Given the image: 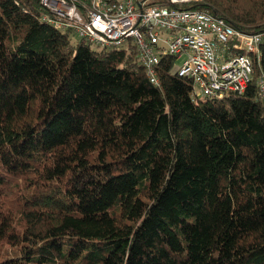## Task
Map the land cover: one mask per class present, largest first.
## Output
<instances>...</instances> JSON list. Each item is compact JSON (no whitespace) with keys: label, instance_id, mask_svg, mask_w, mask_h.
Listing matches in <instances>:
<instances>
[{"label":"trees","instance_id":"trees-1","mask_svg":"<svg viewBox=\"0 0 264 264\" xmlns=\"http://www.w3.org/2000/svg\"><path fill=\"white\" fill-rule=\"evenodd\" d=\"M188 8L264 30V0ZM45 15L0 0V264H264V44L243 93L201 99L173 57L155 86L131 42Z\"/></svg>","mask_w":264,"mask_h":264},{"label":"built area","instance_id":"built-area-1","mask_svg":"<svg viewBox=\"0 0 264 264\" xmlns=\"http://www.w3.org/2000/svg\"><path fill=\"white\" fill-rule=\"evenodd\" d=\"M197 0H40L50 14L43 16L60 30L74 33L97 49L136 48L139 65L157 85L156 69L164 57L175 71L192 81L194 96L222 99L241 94L259 63L264 30L248 34L209 11L188 8ZM264 96V74L257 78Z\"/></svg>","mask_w":264,"mask_h":264},{"label":"rangeland","instance_id":"rangeland-1","mask_svg":"<svg viewBox=\"0 0 264 264\" xmlns=\"http://www.w3.org/2000/svg\"><path fill=\"white\" fill-rule=\"evenodd\" d=\"M117 1H120V0H117ZM71 39H72L73 41H76V40L78 39V37H77L76 35H72V36H71ZM121 47H125V43H123V44L121 45ZM182 60H183V59H179V60L175 61L174 65H173V68H172V72H175V71L180 67ZM198 97L202 99L201 96H198Z\"/></svg>","mask_w":264,"mask_h":264},{"label":"bare ground","instance_id":"bare-ground-1","mask_svg":"<svg viewBox=\"0 0 264 264\" xmlns=\"http://www.w3.org/2000/svg\"><path fill=\"white\" fill-rule=\"evenodd\" d=\"M159 83V82H158Z\"/></svg>","mask_w":264,"mask_h":264}]
</instances>
